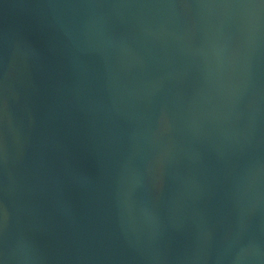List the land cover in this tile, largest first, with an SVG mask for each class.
<instances>
[{
  "label": "water",
  "instance_id": "obj_1",
  "mask_svg": "<svg viewBox=\"0 0 264 264\" xmlns=\"http://www.w3.org/2000/svg\"><path fill=\"white\" fill-rule=\"evenodd\" d=\"M2 264H264V0H0Z\"/></svg>",
  "mask_w": 264,
  "mask_h": 264
},
{
  "label": "snow or ice",
  "instance_id": "obj_2",
  "mask_svg": "<svg viewBox=\"0 0 264 264\" xmlns=\"http://www.w3.org/2000/svg\"><path fill=\"white\" fill-rule=\"evenodd\" d=\"M0 264H2V262H0Z\"/></svg>",
  "mask_w": 264,
  "mask_h": 264
}]
</instances>
